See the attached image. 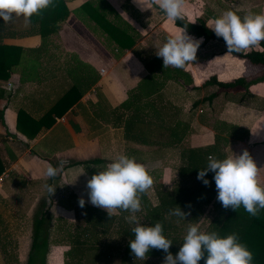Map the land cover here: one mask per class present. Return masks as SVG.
<instances>
[{"label": "crops", "instance_id": "crops-1", "mask_svg": "<svg viewBox=\"0 0 264 264\" xmlns=\"http://www.w3.org/2000/svg\"><path fill=\"white\" fill-rule=\"evenodd\" d=\"M241 1L229 0V7L221 4L215 8L211 0H185L184 18L193 23L203 20L208 26L229 10L240 15L238 10L245 6ZM64 3L69 13L56 22V31L45 42L37 25L25 28L22 18L8 24L0 18V66L4 67L0 76V177L7 173L0 183V257L20 263L28 260L34 223L45 212L40 235L50 244L44 264H163L167 254L162 250H151L145 260L131 254L135 225L125 221L128 212L117 210L116 217L89 216L88 210L107 212L87 203V182L121 154L145 159L155 169L160 166L157 162L172 161L167 188L178 177L179 148L167 149L164 159L150 161L140 153L136 158L128 149L146 152L148 148L128 140L124 127L130 105L138 104V84L149 75L145 64L163 65L156 50L184 29L158 6L142 11L135 0ZM260 14H264V6ZM110 23L126 29L134 40L131 46L118 45L110 34ZM186 34L202 39L196 60L182 69L187 75H178L179 81L191 83L181 85L169 74L166 80L158 74L161 86L145 112L152 114L151 108L156 109L169 126L181 121L186 136L177 145L189 147L214 144L216 122L230 125L223 132L226 156L247 150L264 185V80L252 82L247 91L219 92L212 99L208 96L217 87H202L210 77L225 82L240 76L262 79L264 72L226 53L223 38L203 43V37ZM70 89L80 93L78 100L62 114L52 113V120L46 118L48 110ZM232 126L246 129L247 137L234 139L229 135ZM61 161L60 174L48 178V165L58 167ZM46 184L57 187L54 195L48 193ZM217 195L216 190L207 203L180 207L188 214L185 219L169 214L175 206L164 211L160 201L142 202L136 215L145 226L162 223L163 234L173 242L170 252L174 256L188 227L198 224L201 231L217 232L221 238L237 234L239 242L253 253L252 264H264V209L256 217L243 206L238 211L225 209ZM81 197L86 201L83 208L79 206Z\"/></svg>", "mask_w": 264, "mask_h": 264}, {"label": "clouds", "instance_id": "clouds-1", "mask_svg": "<svg viewBox=\"0 0 264 264\" xmlns=\"http://www.w3.org/2000/svg\"><path fill=\"white\" fill-rule=\"evenodd\" d=\"M56 0H0V18L8 23H14L22 18L25 28L31 27L33 16L42 17V12L49 7H55ZM142 11L158 6L169 19L184 20L185 0H135ZM214 31L218 38H223L226 53H244L250 47H255L264 41V14L246 13L243 17L234 11H227L207 26ZM202 43L186 34V27L180 34L167 39L156 55L163 59L164 69L175 67L183 69L188 62L197 58V50ZM64 167L61 161L58 167L51 164L46 169V176L50 179L57 177ZM214 173L217 190V200L225 209L233 211L243 206L251 216L259 215L264 209V185L259 181L257 163L247 150L242 154L228 156L222 160L208 157L205 169L200 170L197 179L205 185L210 181L205 179L208 172ZM153 177L147 167L137 162L134 157L125 154L118 155L109 163L105 170L94 174L87 182V203L105 210L110 217L117 210L128 212L124 219L130 225L134 239L129 243L131 254L137 260H145L147 254L153 250H162L167 255L163 264H252L253 253L239 242L235 233L221 238L217 232L205 233L198 224H192L187 229L182 247L174 256L170 252L173 244L164 233L162 223L154 226L141 224L136 213L142 210L141 195L153 186ZM52 196L56 192L55 185H45ZM86 201L79 199V206L83 208ZM170 215L185 219L188 215L180 207L172 210ZM206 254V259H205ZM148 258V257H147Z\"/></svg>", "mask_w": 264, "mask_h": 264}, {"label": "trees", "instance_id": "trees-1", "mask_svg": "<svg viewBox=\"0 0 264 264\" xmlns=\"http://www.w3.org/2000/svg\"><path fill=\"white\" fill-rule=\"evenodd\" d=\"M86 5L84 6V8ZM163 12V11H162ZM69 11L64 3V0H56L55 7H49L48 9L42 12V19L37 16H33L32 24L38 26L39 34L41 35L43 41L47 40V37L51 32L56 31L58 25L56 22L58 20L64 19L68 15ZM164 13V12H163ZM174 24L185 29L186 32L190 35L196 37H203V43L211 39H219L215 33L209 29L203 20H199L197 23L190 22L186 18L184 20H174ZM111 29L110 34L117 40V43L120 47L125 48L132 45L133 41L130 36L126 33L125 28H120V25L109 24ZM120 28V29H119ZM129 38V39H128ZM126 42V43H125ZM259 47H251L247 50V54L244 53H235L240 58L244 59L247 65H255L257 71L264 72V41H262ZM145 61V59H143ZM147 63V61H145ZM146 69L149 71V75L144 77L142 81L138 84V104H132L127 106L130 109V114L125 122V134L126 138L130 141H138L144 143L148 150L146 152L138 150V148H130L131 153H134L138 158V153L141 155L146 154L152 160L164 159L166 158V150L170 148L178 147L179 152V164H178V177L173 180L170 188H167L161 182H157L154 186L157 193H159V201L164 204V211L166 207H183V206H194L201 203H207L211 201L215 196L216 185L215 180L213 179L214 173L209 171L205 179L210 181L209 185H205L201 180L197 179L198 173L200 170L206 168L208 163V157L212 156L216 159L226 158V153L224 151V146L226 145L227 137L223 135V132L226 131L227 125L224 122H216L213 125L215 130V141L214 144L210 146H201V147H189L184 145H177L180 143L183 138L186 136V131H183V126L181 121H176L175 125L169 126L167 123H163V116L159 112L153 109L152 114L145 112V107L153 105L150 100L151 96L157 92L161 86V82L158 81V74L162 75L163 79L166 80L167 74L170 75L172 80L180 82L183 84H190L191 81H179L178 75H187L182 69H170L169 67L164 69L163 65L156 66L145 64ZM4 67L0 66V76L4 71ZM3 71V72H2ZM262 79H250L248 80L245 76H240L231 81H218L215 77H210L208 80L203 82L202 87L216 86L217 90L209 94V99L215 97L219 92L229 93L230 91L237 90H248V86L257 80H264V75ZM75 89L68 90L63 96H61L56 103L48 110L46 113V118H51L52 113L57 115L62 114L65 110L70 108L72 104L78 100L80 93L75 91ZM75 94V95H73ZM138 105V106H137ZM21 115V112H18V117ZM157 120V121H156ZM160 121L163 124H160ZM51 121L49 120V124ZM48 124V125H49ZM154 126V127H153ZM167 133V134H166ZM248 131L244 128L232 126L229 130V135L234 139H244L247 137ZM157 135L162 136L163 140L156 138ZM167 136V137H166ZM143 162H147L145 159H142ZM97 162V160H94ZM90 162V161H89ZM93 162V161H92ZM79 164V162H78ZM1 170V169H0ZM156 170V169H153ZM142 202H149L147 194L144 193L141 195ZM90 212L89 216L96 217H110L108 213H103V211H94L88 210ZM97 212H100L98 214ZM43 212L41 216L34 223L33 227V237L30 255L27 260V264H32V252L35 250H40L42 248L43 252L46 251V242L47 239H38L43 229V223L45 222ZM97 213V214H95ZM120 217L124 215L120 214ZM112 217H116L113 215ZM206 256V254H205ZM204 261V260H203Z\"/></svg>", "mask_w": 264, "mask_h": 264}, {"label": "rangeland", "instance_id": "rangeland-1", "mask_svg": "<svg viewBox=\"0 0 264 264\" xmlns=\"http://www.w3.org/2000/svg\"><path fill=\"white\" fill-rule=\"evenodd\" d=\"M241 1V0H240ZM253 0H242L241 3L245 6H240L242 8V10H238L239 14L241 17H243L246 13L248 12H253V13H257V14H260V11L262 9V7L264 6V0H255V2L253 4H251ZM212 4L215 6V8H218L219 6H222L225 8V7H229L230 6V2L229 0L227 1V3L223 2L222 3V0H211ZM222 4V5H221ZM241 5V4H240ZM257 10V11H256ZM219 40V39H217ZM255 47H258L255 46ZM234 55L237 56V54H235L233 52ZM163 123H167L165 121V119H163ZM161 121H160V124H163ZM167 137V136H166ZM157 139L159 140H163V139H166V138H163L162 136L159 135V137H156ZM185 146V145H184ZM178 148V147H176ZM128 149V148H127ZM127 151V150H126ZM128 152L130 153V151L128 150ZM137 162H143L142 160H137ZM159 163L160 166H157L159 168H157L156 170H153L155 169V167H152L150 165V163H147V162H144L142 164H144L147 169L149 170V173L150 175L153 177V186L146 192L147 194V197L150 199L149 202H157L159 201V193H157V191L155 190L154 186L157 182H161L163 183L164 186H169V181H170V177L172 175V161H169L168 162H157V164ZM162 164V165H161ZM172 179V178H171ZM168 183V184H167ZM150 193V194H148ZM39 240L40 239H45L43 237V234L39 236L38 238ZM50 243L49 242H46V249L48 248V245ZM45 254H46V251L43 252L42 248L40 250H35L34 252H32V258H33V261H32V264H44V260H45ZM25 262L24 263H20L18 260H14L13 258L11 257H0V264H27V260H24Z\"/></svg>", "mask_w": 264, "mask_h": 264}, {"label": "built area", "instance_id": "built-area-1", "mask_svg": "<svg viewBox=\"0 0 264 264\" xmlns=\"http://www.w3.org/2000/svg\"><path fill=\"white\" fill-rule=\"evenodd\" d=\"M104 69H101V71H103ZM7 176V173H4L1 177H0V183H2L3 179Z\"/></svg>", "mask_w": 264, "mask_h": 264}]
</instances>
